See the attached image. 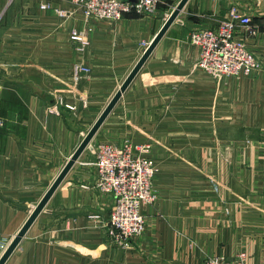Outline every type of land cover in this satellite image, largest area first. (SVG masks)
I'll return each mask as SVG.
<instances>
[{
  "label": "crops",
  "instance_id": "obj_1",
  "mask_svg": "<svg viewBox=\"0 0 264 264\" xmlns=\"http://www.w3.org/2000/svg\"><path fill=\"white\" fill-rule=\"evenodd\" d=\"M179 1L113 21L87 18L71 0H0V243L17 235ZM234 6L252 16L257 32L243 36L260 67L216 80L197 65L191 33L216 28ZM128 138L151 143L158 198L143 208L142 234L120 246L107 231L114 196L94 187L93 146ZM242 252L264 264V0H188L5 264H203Z\"/></svg>",
  "mask_w": 264,
  "mask_h": 264
},
{
  "label": "built area",
  "instance_id": "obj_2",
  "mask_svg": "<svg viewBox=\"0 0 264 264\" xmlns=\"http://www.w3.org/2000/svg\"><path fill=\"white\" fill-rule=\"evenodd\" d=\"M78 9L82 10L87 18L120 19L126 12L154 13L160 0H71ZM43 7L47 5L43 4ZM58 14L68 15V12L58 10ZM252 17L240 12L236 7L231 10L229 18L223 19L216 28H199L191 33V39L201 47V57L197 65L207 71L216 80L229 75H248L260 67V62L248 48L243 37L244 31L253 29ZM254 33V32H253ZM71 38L78 40L81 47L89 43L83 37V32H71ZM69 106V105H67ZM71 108V106H69ZM54 105L52 111L57 112ZM129 144L113 147L108 144L95 146L99 169L98 184L101 188L111 191L115 186L125 192L130 189L145 198H153L149 191L151 177H153L154 161L146 155L135 156ZM132 146V145H131ZM218 188V186H217ZM142 192V193H140ZM116 208L110 215V235L121 238L124 246L128 245L131 234H140L145 227L144 219L136 204L128 199L126 193L116 197ZM136 204V207L134 205ZM128 206V207H127ZM137 211L139 215L132 214ZM129 214V215H128ZM92 216V215H91ZM95 216V215H94ZM133 230V231H132ZM129 231V232H128ZM128 232V233H127ZM132 232V233H131ZM131 233V234H130ZM204 264H252L245 255L234 259H225L220 256L212 257Z\"/></svg>",
  "mask_w": 264,
  "mask_h": 264
},
{
  "label": "water",
  "instance_id": "obj_3",
  "mask_svg": "<svg viewBox=\"0 0 264 264\" xmlns=\"http://www.w3.org/2000/svg\"><path fill=\"white\" fill-rule=\"evenodd\" d=\"M188 0H180L177 5L174 7V9L171 11L170 15L167 17L166 21L154 37V39L151 41V43L148 45V47L145 49L144 53L140 57V59L137 61L135 66L132 68L128 76L125 78V80L120 85L119 89L115 92L113 97L110 99V101L107 103L103 111L100 113L96 121L93 123L91 128L87 131L85 136L83 137L82 141L78 145V147L75 149V151L72 153L70 158L67 160L66 164L58 174V176L55 178L53 183L50 185L46 193L43 195L41 200L37 203V205L34 207L33 211L17 233V235L10 241L8 246L6 247L5 251L0 257V264H5L7 259L10 257V255L13 253V251L17 248L19 243L21 242L22 238L27 233L30 226L33 224V222L36 220L38 215L42 212L48 201L50 200L51 196L54 194L55 190L58 188V186L61 184V182L64 180L65 176L69 172V170L73 167L75 162L79 159L82 152L88 147L90 142L92 141L93 137L99 130V128L102 126L104 121L107 119L108 115L112 112L120 98L122 97L123 93L126 91L128 86L131 84L133 79L136 77L146 60L151 55L152 51L158 44V42L161 40V38L164 36L168 28L171 26V24L178 18L180 12L184 8L185 4Z\"/></svg>",
  "mask_w": 264,
  "mask_h": 264
},
{
  "label": "rangeland",
  "instance_id": "obj_4",
  "mask_svg": "<svg viewBox=\"0 0 264 264\" xmlns=\"http://www.w3.org/2000/svg\"><path fill=\"white\" fill-rule=\"evenodd\" d=\"M161 1H163V0H160V2L158 3V5H157V9L159 8V5H160V3H161ZM45 5H47L46 7H43L42 6V8H49L50 7V4L49 3H44ZM43 5V4H42ZM74 6L77 8V6L74 4ZM234 7H236V6H234ZM234 7H232L231 9H230V15H231V10L234 8ZM240 12H242L241 11V9L240 8H238V7H236ZM78 9V8H77ZM58 10H63V11H66V12H68V14L70 13L69 11H67V10H65V9H58ZM80 10V9H79ZM82 11V10H81ZM157 11V10H156ZM155 11V12H156ZM132 12H135V11H132ZM82 13H83V11H82ZM126 13H130V12H126ZM126 13H124L123 14V16L126 14ZM135 13H137L138 15H140V14H146V13H138V12H135ZM243 13V12H242ZM60 14V13H59ZM83 14H85V13H83ZM244 14H246V13H244ZM61 15V14H60ZM230 15L228 16V18L230 17ZM249 15V14H248ZM61 16H65V15H61ZM122 16V17H123ZM251 16V15H250ZM252 17V16H251ZM97 19H100V18H97ZM105 19H107V18H105ZM107 20H113V21H116V20H114V19H107ZM118 20V19H117ZM251 25H252V28L253 29H248V30H246V31H249L251 34L254 32H257V29L254 27V25H253V22H251ZM77 31V32H79V33H82L83 32V37L86 39L87 37H86V34H85V32L83 31V30H78V29H73L72 30V32L73 31ZM245 31V32H246ZM244 37V36H243ZM244 39L246 40V38L244 37ZM192 40V39H191ZM74 41H76V42H78V40H74ZM79 43V42H78ZM247 43V42H246ZM144 44V43H143ZM81 47V46H80ZM82 48V47H81ZM84 48V47H83ZM78 67H80L79 69L80 70H86V71H89L90 70V67H87V66H78ZM211 75V74H210ZM212 76V75H211ZM63 101H61V103H62ZM64 105H65V107H67V108H70V109H75L76 108V106L74 105V104H71V103H64ZM67 105H69V106H71L72 105V107L73 108H71V107H69V106H67ZM57 109V112H58V107L56 108ZM129 144L130 145V147H131V149H132V153L135 155V156H137V157H139L140 155H146L149 159H152L153 161H154V165H155V168L153 169V177H151L150 179H151V183H150V185H149V191H150V193H152V195H153V198H145V197H143V195H140V194H138V192H134V191H132V190H130V189H127L125 192H123V191H120L117 187H115V186H112L111 187V191H107V190H105V189H103V188H101L100 186H99V184H98V177H99V174H100V172H99V169H98V164L96 163V161H97V158H96V154H95V152L93 151V153L95 154V159H94V161H93V164L96 166V169H97V174H96V177H95V181H94V187L95 188H97V189H99V190H101V191H104V192H108V193H111V194H113V198H114V202H113V205H112V208H111V212H110V215L113 213L112 211H113V206H114V208H116V205H117V201H116V197H122L123 195H124V193H126L127 194V196H128V199L130 200V201H132V203L134 202V201H136V204H137V202H138V204H137V206H138V208H139V210H140V212H141V214H142V217H143V219H144V223H145V226H146V216H145V214H144V211H143V208H144V206L145 205H147V204H153V203H155V201L157 200V198H158V192H157V189H156V187H155V185H154V179H155V177H156V175H157V173H158V171H159V166H158V163H157V161H156V159L154 158V156L152 155V153H151V150H152V145H151V143L150 142H148V141H143V142H133L130 138H128V139H126L125 141H123V142H121V143H117V142H115V141H101V142H98L95 146H99L100 144H108V145H111V146H113V147H116V146H123L124 144ZM128 145V146H129ZM132 145V146H131ZM89 146V145H88ZM95 146H93V147H95ZM211 183L214 185V188L217 190V189H219V184L215 181V179H213V178H211ZM217 186H218V188H217ZM140 193H142V192H140ZM136 204L134 205V207H136ZM128 207V206H127ZM95 215V216H94ZM94 215H92L93 217H98V215L97 214H94ZM109 222H111V224H112V221H110V218H109V220H108V222H107V227L108 228H110L109 226H110V224H109ZM145 230V227L143 228V231ZM108 231V230H107ZM133 231V230H132ZM142 231V232H143ZM129 232V231H128ZM127 232V233H128ZM134 233L133 234H135L136 232L135 231H133ZM132 233V232H131ZM130 233V234H131ZM108 234H109V232H108ZM133 234H131L130 236H129V243H128V245L131 243V242H133L134 241V239L135 238H137L138 236H140L141 234H137V235H133ZM110 235V234H109ZM110 237H111V239H112V241L114 242V243H116L117 245L119 244L120 246H123L124 245V242H123V240L121 239V238H119V240H117L116 239V237H114V236H112V235H110ZM8 244V240H5V241H2V243H0V246H1V249H3L6 245ZM241 255H245V253L244 252H242L241 254H239V256H241ZM239 256H237V257H239ZM212 257H215V256H210V257H208L207 259H205V261H204V263L207 261V260H209V259H211ZM236 257V258H237ZM245 257H246V255H245ZM222 258H224V257H222ZM247 258V257H246ZM225 259H234V258H226L225 257ZM203 263V264H204Z\"/></svg>",
  "mask_w": 264,
  "mask_h": 264
},
{
  "label": "bare ground",
  "instance_id": "obj_5",
  "mask_svg": "<svg viewBox=\"0 0 264 264\" xmlns=\"http://www.w3.org/2000/svg\"><path fill=\"white\" fill-rule=\"evenodd\" d=\"M93 148H94V147H93ZM132 214L139 215V213H138L137 211L132 212ZM128 215H129V214H128ZM140 234H142V232H141ZM4 251H5V250H4Z\"/></svg>",
  "mask_w": 264,
  "mask_h": 264
}]
</instances>
